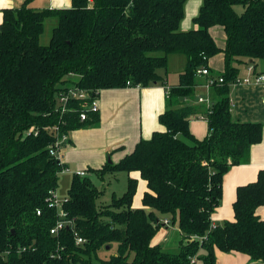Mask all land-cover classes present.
Here are the masks:
<instances>
[{"label": "trees", "instance_id": "16d2710c", "mask_svg": "<svg viewBox=\"0 0 264 264\" xmlns=\"http://www.w3.org/2000/svg\"><path fill=\"white\" fill-rule=\"evenodd\" d=\"M187 2L70 0L67 8L24 4L2 11L0 264H216V250L264 264V219L255 214L264 205V168L236 188L234 220L211 221L224 175L248 163L251 147L262 140L260 123L233 120L229 94L241 66L264 57V0H200L193 28L182 29ZM47 20L54 26L41 44ZM214 27L225 34L222 48L211 35ZM220 53L223 82L211 88L209 107L194 104L201 83L196 72ZM173 54L186 64L169 86ZM154 84L167 92L158 116L164 130L140 139L117 163L88 167L84 177L74 172L66 198L52 205L50 192L67 169L60 157L68 134L99 123V111L83 109L91 100L71 93L93 98L101 90ZM61 94L68 96L63 104ZM200 118L207 123L203 139L189 131L190 121ZM118 173L128 175L125 192L100 203L104 192L93 178ZM131 173L145 182L140 207L133 206L138 179ZM163 216L179 231L177 253L154 241ZM58 221L64 226L52 235Z\"/></svg>", "mask_w": 264, "mask_h": 264}, {"label": "crops", "instance_id": "0c3cea01", "mask_svg": "<svg viewBox=\"0 0 264 264\" xmlns=\"http://www.w3.org/2000/svg\"><path fill=\"white\" fill-rule=\"evenodd\" d=\"M24 4L38 10L67 8L70 0H0V24L4 9L18 8ZM199 5L200 0L187 2L185 19L181 24L182 29L193 28L191 20L196 16ZM210 32L218 47H224L223 30L220 27H214ZM185 64L186 59L181 61L173 84L167 82L166 75V85L177 84L178 75ZM208 66L213 76H220L224 68L223 54L220 53L211 58ZM247 66H241L239 79L247 75ZM253 67L256 73L264 75V57L255 62ZM198 80L201 82L200 79ZM229 97L233 120L239 123H260L263 127L262 140L251 147L248 163L233 166L224 175L221 204L211 215V221L214 224L234 220L232 205L236 198V188L255 181L259 170L264 168V82L258 85L234 84L230 88ZM98 104V125L70 132L63 145L61 162L67 166V173L70 176L74 172L85 171L88 167L99 169L107 160L117 163L126 154L132 152L140 139H148L153 132L164 130L158 122V116L165 111V88L160 84L146 88L101 90L98 93ZM189 131L195 138L203 139L207 134L206 121L201 118L190 121ZM130 177L138 179L133 206L140 207L141 197L146 187L145 182L139 179L137 173H131ZM116 179L115 176L114 180ZM127 179L128 175H126V182ZM255 214L264 219V205L258 207ZM163 219L170 221L169 216H163L159 220L163 221ZM173 228L175 227L171 222L167 226L162 224L154 239L156 244L164 246L165 249L176 247L172 245L174 242L172 244L170 242L171 233L175 231L172 230ZM176 232L178 244L180 234L177 228ZM215 255L216 264H238L240 261L242 264H258L250 263L248 256L236 252L226 254L216 250Z\"/></svg>", "mask_w": 264, "mask_h": 264}, {"label": "built area", "instance_id": "2783aa9c", "mask_svg": "<svg viewBox=\"0 0 264 264\" xmlns=\"http://www.w3.org/2000/svg\"><path fill=\"white\" fill-rule=\"evenodd\" d=\"M196 76L198 79L201 80V83L196 86V89L199 91L198 94L195 96V104H200V105H205L206 107H209L211 105V99H210V90L211 88L216 85V84H221L223 82V79L220 76H213L209 66L202 67L196 72ZM264 82V75L256 73L254 70V67L252 65H249L247 67V75L241 79H238L235 84L242 83L244 85H258ZM234 85V84H233ZM73 97H76L78 99H83V100H91L89 103H84L83 104V109L86 111H91V112H98L99 111V104H98V93H96L93 98H90L89 95L85 92H78L71 93ZM165 95H167V92L165 91ZM68 96L61 94L59 96V104H63L66 102ZM85 113H82L80 115L81 120L85 119ZM202 119V118H201ZM66 136H63L61 143L65 141ZM60 145V141L55 143V146L58 147ZM50 154L57 156L58 158L60 157V154L57 150H50ZM61 158V157H60ZM68 170L65 169L63 172H67ZM76 174L80 177H84L87 173L85 171H77ZM49 201L53 205L59 204V200L57 198V195L54 192H50L49 195ZM39 214V212L37 213ZM61 216L62 213H60ZM164 225L169 224V220L164 219L162 222ZM64 226V223L62 221H58L56 225L50 230V233L52 235H55L58 233L59 230H61ZM83 241L78 238L77 243H82Z\"/></svg>", "mask_w": 264, "mask_h": 264}, {"label": "rangeland", "instance_id": "374dc122", "mask_svg": "<svg viewBox=\"0 0 264 264\" xmlns=\"http://www.w3.org/2000/svg\"><path fill=\"white\" fill-rule=\"evenodd\" d=\"M190 1V0H188ZM237 10H240L239 8H237ZM54 20H47L45 22L44 25V30L43 33L41 35L40 38V42L41 44L43 42H45L46 40H48V38L50 37V32L52 30V27L54 26ZM182 59V60H181ZM185 57L182 55H169L168 56V61H167V82L169 84H173L172 82H175L176 78H177V72H178V68L179 65L181 63V61H184ZM107 162H109V160H107ZM126 173H120V174H116V180H114L113 177H111V175L107 174L105 175L102 179L98 180L96 178H93V182L95 183V185L98 187V190H102L104 192V196L101 197L99 199L100 203L103 204H108L111 200V194L115 193V195L117 197H120L123 192H125L126 189ZM70 179L71 176L67 173V172H62L59 177H58V190H57V198L59 201H63L66 196H67V190L69 188V183H70ZM172 230H175L174 232L171 233L170 236V242L172 245H176V247L174 248H168L166 250H169L172 253H177L178 251V244L176 243V238H177V232H176V228L177 226L174 224L173 225ZM176 243V244H175ZM113 252H105V251H101L102 255H108L111 254ZM221 253V252H220ZM231 254V253H229ZM238 264H242V262L240 261Z\"/></svg>", "mask_w": 264, "mask_h": 264}, {"label": "water", "instance_id": "95a60500", "mask_svg": "<svg viewBox=\"0 0 264 264\" xmlns=\"http://www.w3.org/2000/svg\"><path fill=\"white\" fill-rule=\"evenodd\" d=\"M110 162V161H109Z\"/></svg>", "mask_w": 264, "mask_h": 264}]
</instances>
